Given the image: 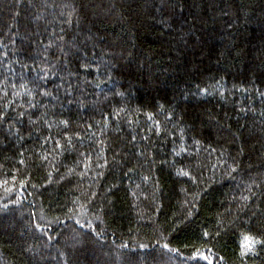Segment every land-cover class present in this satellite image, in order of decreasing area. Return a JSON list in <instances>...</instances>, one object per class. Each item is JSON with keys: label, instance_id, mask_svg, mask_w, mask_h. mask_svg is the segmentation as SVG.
I'll return each mask as SVG.
<instances>
[{"label": "trees", "instance_id": "trees-1", "mask_svg": "<svg viewBox=\"0 0 264 264\" xmlns=\"http://www.w3.org/2000/svg\"><path fill=\"white\" fill-rule=\"evenodd\" d=\"M0 264H264V0H0Z\"/></svg>", "mask_w": 264, "mask_h": 264}, {"label": "snow or ice", "instance_id": "snow-or-ice-1", "mask_svg": "<svg viewBox=\"0 0 264 264\" xmlns=\"http://www.w3.org/2000/svg\"><path fill=\"white\" fill-rule=\"evenodd\" d=\"M45 94H47V93H45ZM185 175H186V173H185ZM164 247L167 248V245H165ZM204 259H207V257H204Z\"/></svg>", "mask_w": 264, "mask_h": 264}]
</instances>
